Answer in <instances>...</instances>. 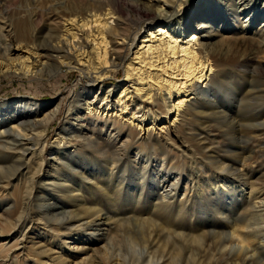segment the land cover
Instances as JSON below:
<instances>
[{
	"label": "bare ground",
	"instance_id": "1",
	"mask_svg": "<svg viewBox=\"0 0 264 264\" xmlns=\"http://www.w3.org/2000/svg\"><path fill=\"white\" fill-rule=\"evenodd\" d=\"M154 1L72 0L55 9L61 29L40 30L33 45L13 35L0 45V82L57 78L67 68L85 81L37 184L63 103L21 97L0 104V264H219L232 251L230 264H264V187L238 166L255 151L253 133L264 130V65L255 57L264 56V38L250 22L248 33L209 48L202 28L187 23L198 17L191 0H157L168 9L160 15L149 7ZM246 1L241 13L262 19L264 6ZM120 69L123 80L107 82ZM209 125H226L222 143L215 145ZM183 130L208 161L181 147ZM169 146L182 148V157ZM208 164L214 175L205 176ZM101 179L107 197L84 192ZM227 196L226 208L219 201ZM201 212L223 215L231 233L209 229ZM159 218L172 222L158 230ZM217 235L222 242H207Z\"/></svg>",
	"mask_w": 264,
	"mask_h": 264
},
{
	"label": "rangeland",
	"instance_id": "2",
	"mask_svg": "<svg viewBox=\"0 0 264 264\" xmlns=\"http://www.w3.org/2000/svg\"><path fill=\"white\" fill-rule=\"evenodd\" d=\"M72 0H0V45L3 47L6 43L9 42V38L13 35L17 40L21 42H28L30 45H33L37 40V35H40V30L45 32L49 31L51 28H59L64 24V20L57 13H55V9L62 7L66 4H71ZM91 1L95 0H83ZM158 1H154L153 5L149 7L152 9L155 14L160 15V13H166L168 9L164 6L162 9L158 7L159 4H156ZM191 4L194 6L192 11L196 10L197 19L191 18L187 19L188 24H192L195 27L202 28L203 34H206L205 45L209 46V48L213 47L214 42L228 39L229 36H234L235 34H245L250 31V27L247 28V25L252 22L254 31H258L260 36L264 38V13H262V19H255V16L246 15V13H241L242 4L247 3L246 0H220V4L222 8L217 7L215 2L212 0H191ZM235 2V3H234ZM255 0L251 1L249 6H252ZM233 3V5H231ZM232 7L235 10V13H228L227 8ZM264 0H258L257 8H260V11L263 9ZM189 8V6H188ZM237 10V12H236ZM227 11V12H226ZM258 12L261 13V12ZM199 12V13H198ZM227 13V14H226ZM185 16V13H183ZM192 16H189L190 18ZM254 18V19H253ZM112 25L116 23V21H112ZM202 24H205L201 26ZM226 23H229V27H227ZM194 26L192 28H194ZM250 26V24H249ZM11 30V31H10ZM246 30V31H244ZM44 32V33H45ZM263 33V35H262ZM188 32L186 35H189ZM11 35V36H10ZM209 36V37H208ZM2 54H4L3 50L0 49V59L2 58ZM255 57L258 62H262L264 65V56L263 54H255ZM250 68V67H249ZM246 68V69H249ZM67 71H63V75L56 77L48 78L47 75L43 77L42 80L38 79L35 76L30 75H19L18 77H7L2 78L0 82V104L3 102H12L15 99L21 97H28L35 100H59L63 103V114L58 117L53 125L49 128L48 141L46 143V148L44 151L45 162L43 163V167L41 172L37 176V183L42 181L44 178V174L47 173V170L50 165V152H51V144L54 140L57 132L63 127L65 124L66 112L68 110L69 105L75 99V95H77L80 90L85 86V81L82 78L79 71L76 69L67 68ZM60 72V71H59ZM69 73V74H68ZM115 74V73H114ZM109 76L106 80L107 82H114L118 84L125 77L124 70H119L115 75ZM263 119V118H262ZM226 125H209L211 139L217 143H222L227 135H221L219 132L220 129L226 130L224 127ZM191 128L195 131H201L200 128H203L202 123H194ZM186 131V130H185ZM184 130L181 132V141L184 138V144L181 143V147L184 148V145L188 144L195 151L194 153L204 157L206 161L209 158H205L206 154H198L200 145L194 139V134L187 135V131ZM190 131V130H189ZM193 135V136H192ZM254 138L251 146H254V153L251 156L250 160H247L244 164L241 162L238 164L239 170L241 171H249L250 178L249 181L257 182V186L264 187V130L255 131L253 133ZM225 136V137H224ZM180 143V142H178ZM199 146V147H198ZM174 146H169L167 150L175 156L182 157V148L176 149ZM222 153V152H220ZM184 160L187 162L188 159L184 155ZM34 167V165H32ZM210 164L205 168L207 170L205 174L214 175V170H217L215 167H210ZM204 169V168H203ZM61 171V170H60ZM157 172V171H156ZM157 174V173H156ZM161 176V175H160ZM104 179H101L99 185L95 190L88 186L84 188V192H94L98 194L96 197L105 198L106 195H103L101 192V187H104ZM222 183V182H221ZM37 187V186H36ZM112 188V187H111ZM110 188V189H111ZM146 188V187H144ZM36 191V190H34ZM104 191V190H103ZM162 190L157 191L158 194H161ZM184 189L180 191L183 194ZM36 192H34V195ZM182 196V195H181ZM11 197V196H9ZM12 198V197H11ZM228 196L219 202L224 207H230L227 205ZM69 206H74L73 202H68ZM238 201L235 203L234 208L241 209V207H237ZM34 209V208H33ZM243 214V213H242ZM199 216L204 218V224L209 226V229L217 230L221 229L222 233L229 234L231 230L227 232L229 221L225 220L224 216L219 213H214L211 217L210 214H206L204 212L199 213ZM167 219L159 218L156 219L155 222L158 223L159 226L155 225V228L158 230H162L163 225L165 224ZM183 220H185L186 228L191 229L190 225V215L187 213L183 216ZM172 222V220H167ZM154 222L147 224V227L150 228ZM183 224V223H182ZM184 225V224H183ZM223 225L222 228L220 226ZM167 226V225H166ZM260 225H256L258 227ZM216 228V229H215ZM220 240L221 242L224 239L223 235H217L212 237H207V242L211 240ZM199 244L195 245L197 247ZM160 247V246H159ZM162 249V247H160ZM219 251L214 250L213 253L215 255H219ZM167 253V252H166ZM170 255L167 253V256ZM237 255V252L232 251L231 255L228 259L224 261H220L219 264H230L231 259H233ZM189 254H187V257ZM232 256V257H231ZM264 259V256H263ZM170 261V260H169ZM169 261L167 264H170ZM250 262V260H249ZM199 260H187L184 264H199ZM262 263V261L260 262ZM252 264H256L253 262Z\"/></svg>",
	"mask_w": 264,
	"mask_h": 264
}]
</instances>
